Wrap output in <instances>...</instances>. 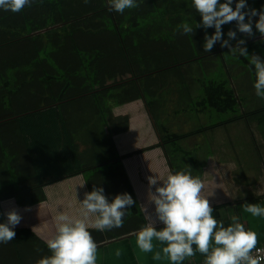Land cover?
I'll return each mask as SVG.
<instances>
[{"label": "trees", "instance_id": "16d2710c", "mask_svg": "<svg viewBox=\"0 0 264 264\" xmlns=\"http://www.w3.org/2000/svg\"><path fill=\"white\" fill-rule=\"evenodd\" d=\"M35 1L48 11L47 18L10 23L0 13V203L38 204L53 186L81 174L90 192L113 184L130 193L122 160L156 147L170 170L175 172L172 162L179 160L178 170L202 180L201 144L189 148L184 143L190 138L203 143L201 135L210 131L231 135L233 129L252 152L263 146L264 99L255 94L254 69L248 58L219 42L204 51V37L215 29L195 28L202 18L192 0H136L139 6L123 14L110 11L106 0ZM246 4L264 11V0ZM103 13L130 74L123 80L104 49L107 27L96 20ZM55 16L61 18L59 25ZM256 20L253 37L239 33L233 21L222 26V39H228L229 30L237 31L248 55L264 59ZM185 22L192 34L178 30ZM230 43L235 47V40ZM129 104H139L132 113L139 115V125L148 122L157 142L121 154L117 136L129 130L133 114L119 111ZM217 141L215 136L210 142V158L220 154Z\"/></svg>", "mask_w": 264, "mask_h": 264}, {"label": "clouds", "instance_id": "9594fccd", "mask_svg": "<svg viewBox=\"0 0 264 264\" xmlns=\"http://www.w3.org/2000/svg\"><path fill=\"white\" fill-rule=\"evenodd\" d=\"M88 0H85L87 3ZM33 0H0V9L21 12L31 6ZM233 0H192V6L202 18L195 28H214L213 35H205L203 49L210 52L218 42L222 48H229L233 55L249 59L254 69V90L258 98L264 99V59L258 55H248L245 40H237V31L253 37V17L258 16L254 27L264 36V11L249 9L246 0H238L235 9ZM109 10L123 14L126 9L136 8V0H108ZM247 17V22L245 19ZM236 22L237 31L229 30L228 39H222V26ZM183 34H192L194 29L188 23H182L178 30ZM235 40V47L230 43ZM149 185L155 191H149L148 201L155 206L156 219L164 227L157 230L154 221L149 222L134 233L137 247L145 253L154 249L153 241L162 246L163 258L170 264H182L197 254L204 257L203 264H264V248H258V236L255 231L246 230L238 216H231L226 227L223 221H217L212 213L208 198L202 192L204 184L191 172L166 169L163 173L149 177ZM135 201L127 194H118L109 202L104 189L94 187L85 193L82 202H78L75 214L58 211L53 217L54 232L45 238L50 255L39 259L36 264H97L98 245L90 229L111 230L123 226V218ZM253 217H264V207L259 204L241 206ZM30 210V209H27ZM7 222L0 223V243H9L16 233L12 229L19 225L22 217L15 210L6 213ZM35 229H33L34 231ZM195 246V248L193 247ZM116 256L121 255L119 249ZM155 260L162 259L156 252Z\"/></svg>", "mask_w": 264, "mask_h": 264}, {"label": "crops", "instance_id": "0c3cea01", "mask_svg": "<svg viewBox=\"0 0 264 264\" xmlns=\"http://www.w3.org/2000/svg\"><path fill=\"white\" fill-rule=\"evenodd\" d=\"M106 1L108 2V0ZM0 13L6 15L3 21L10 23H15V21L20 23V21H29L30 19L33 21L35 19L43 20L42 17L47 18L48 15V11L39 7L35 0H33L31 6H26L21 12L14 13L0 9ZM97 19L107 27L108 35L112 34L111 31L113 29L108 24L110 20L108 14H99L96 16ZM54 21L56 25H59L61 21L60 16H55ZM44 31L46 29L40 32ZM137 105H135V110H137ZM2 107L0 115H4ZM119 113L124 114L121 110ZM132 114L138 115L136 113ZM133 117L130 119V128L127 132H131L134 128L132 126V123L135 125ZM137 122L136 124H138ZM127 132L121 135V139L124 142H128L127 139H129L125 137ZM136 133L139 138L137 137L134 140L141 143L139 147H136L137 150L143 147L149 138L144 139L143 137L147 134L146 129L140 134L142 137L139 136L138 132ZM115 147L120 153L119 148H129L128 144H118V142H116ZM156 148L161 149L159 147ZM122 152L121 154L129 153ZM246 156L248 155L246 154ZM253 156L255 159H251L249 163L237 158H229L222 163H217L220 165L221 170H217V168L210 169L206 165L204 170L205 175L202 179L204 184L202 194L208 198L212 208L217 206L215 207L216 209H213L212 213L217 221H223L227 227L231 223V216H238L246 230H252L257 233V246H260L264 245V217H253L250 213L244 212L241 206L244 204H259L264 207V143L262 147H254ZM164 160L166 164L165 170L171 169L165 157ZM149 163L158 167L160 162L157 159L149 158V160L145 162L141 161L140 163L137 162V157L135 156L122 160L131 188L130 193L125 189L123 191L119 190L113 184H110V189L104 188V195L109 202L116 195L127 193L135 199V206L128 209L129 212L123 218L122 227L105 231L90 229V233L98 245L97 264H170V261L163 258L162 246L157 241H153L154 249L149 253L142 252L135 242L134 233L149 222V217L155 222L154 227L157 230H161L164 227L156 219L155 206L148 201L149 191H155V187L149 185V177L161 173L155 174L154 170L150 175H145L144 172L139 170L140 167L142 168L141 164L150 166ZM172 166L174 171H179L178 166H174V162H172ZM85 193H90V191L86 184V177L81 174L65 179L53 186V189L47 191V200L38 204L20 206L13 199L3 200L0 203V208L4 223L7 222L6 213L15 210L22 219L19 225L12 230L18 232V234L20 233V235L22 234L24 239L19 240L14 238L9 243H0V264H36L39 259L49 256L51 253L45 244V238L54 232L53 217L58 211L75 214L79 206L78 202L83 201ZM33 229L35 230L33 231ZM193 247L195 248V246ZM117 249L121 251L120 256L115 255ZM156 252H161L162 259L155 260L153 258ZM203 260L204 257L197 252L195 256L186 259L182 264H203Z\"/></svg>", "mask_w": 264, "mask_h": 264}, {"label": "rangeland", "instance_id": "374dc122", "mask_svg": "<svg viewBox=\"0 0 264 264\" xmlns=\"http://www.w3.org/2000/svg\"><path fill=\"white\" fill-rule=\"evenodd\" d=\"M107 43L105 44V51L108 53H111L110 56L112 57L113 59V62H114V65L117 66V68L119 67V73H118V77L117 79L118 80H123V79H126L130 76L129 74V71L127 69V66H126V63L124 61V58H123V55L121 53V49L117 43V39L115 36H113V33L110 35L107 36ZM115 60V61H114ZM136 109V106L133 105V104H130L129 106L125 107L122 111L124 114L126 113H129V112H133L135 111ZM133 121L135 122V125L134 123H132V126L134 127L132 129L131 132H127L125 134V137H128L129 139H127L128 142H124L122 141V137L121 135H118L117 136V140L116 142L119 143H125V144H128L129 148L126 147V149H120L121 153H123L122 151H125V152H133L136 150V147L140 146L141 143L137 142L136 140H134L135 138L138 137V135H136L138 132L139 136L140 134H142V132L144 131V126H145V129L147 130V134L144 137V139H147L149 138V140L147 139V141L145 143L149 145L153 144L154 142L156 143V139L154 138V136H152L151 134V129H150V125H148V122L146 124H136L137 120H138V117L139 115H133ZM222 119V118H221ZM148 125V126H147ZM193 128V127H192ZM188 129V128H187ZM184 130V129H182ZM239 131V130H238ZM231 135H228L227 133L223 132V131H218L216 134L214 132H211L207 134H203L201 135V138L203 139V143H199V140H195V138H190L188 139L184 144L185 146H189L192 147V145L197 142L198 144H201V146L198 149V153L200 152L199 149H203L202 153L199 157V159H203L205 162H206V165H208V167L211 169H215L217 168V170H221L220 169V165H218L217 163H222L223 161H226L228 160L229 158H237V159H241L245 162H248L251 161V159H255V157L253 156V152L251 150H253L252 148V145L250 143H246L244 140V137H238L236 135V131L235 130H231L230 131ZM215 136H217V139H218V146L216 148H219L220 149V154H216L217 156L212 157H208V155H211V148L212 145H211V140L212 139H215ZM142 137V136H140ZM228 137H231L230 138V141L228 140ZM139 138V137H138ZM249 142V141H247ZM246 143V144H244ZM143 144H144V141H143ZM120 147V145H119ZM245 147V148H244ZM138 150V149H137ZM252 154V156H246V154ZM135 157H137V162H140L143 161H147L149 160V158H154L157 159L160 163L157 166L155 165H151L149 163L150 166L148 165H142V168L140 167L139 170H141L142 172L145 173V175H150L152 172H154L155 170V174L156 173H162L164 172L165 170V160H164V153H163V150L162 149H153V150H149L147 152H144V153H141V154H136V155H133ZM129 158V157H128ZM174 166H180L182 165L178 160H174ZM158 163V162H157ZM214 165V166H213ZM217 166V167H216ZM220 172V171H219ZM220 181V180H219Z\"/></svg>", "mask_w": 264, "mask_h": 264}, {"label": "built area", "instance_id": "2783aa9c", "mask_svg": "<svg viewBox=\"0 0 264 264\" xmlns=\"http://www.w3.org/2000/svg\"><path fill=\"white\" fill-rule=\"evenodd\" d=\"M258 248H264V245L257 246Z\"/></svg>", "mask_w": 264, "mask_h": 264}]
</instances>
